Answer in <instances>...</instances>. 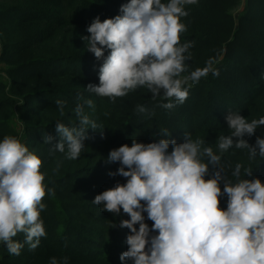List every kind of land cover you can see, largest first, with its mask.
I'll return each instance as SVG.
<instances>
[{"label":"trees","instance_id":"16d2710c","mask_svg":"<svg viewBox=\"0 0 264 264\" xmlns=\"http://www.w3.org/2000/svg\"><path fill=\"white\" fill-rule=\"evenodd\" d=\"M127 2L0 0V139L16 137L36 154L42 160L44 183L55 193L42 200L47 235L40 245L31 251L25 244L14 256L0 244V264H49L52 257L61 264L64 258L68 264H121L130 231L119 223L130 217L122 210L120 215L101 211L92 203L96 195L126 183L121 176L109 175L119 167L118 162L108 161L110 151L125 144L131 147L134 139L148 144L170 138L179 144L184 133L215 151L218 136L230 134L225 122L229 111H238L249 121L264 116V0H244L238 20L231 13L238 0H199L186 6L188 16L182 22L187 30L180 34V43L190 42L192 47L183 75L196 69H206L208 75L198 83L188 82L183 104L160 108L167 101L153 100L145 88L115 102L87 92L89 84H99L103 59L87 51L86 29L97 17L101 22L116 17ZM87 99L94 102L95 110L85 107V111L99 127L88 131L80 157L69 160L59 152L50 154L51 145L44 139L51 136L53 144L59 141L58 121L77 126L72 109ZM57 100L65 102L63 115ZM137 105L154 115L139 113ZM165 129L170 137L160 135ZM257 137L264 138V125L245 139L255 145ZM222 162L226 180L235 181L232 170L242 163L253 170L245 179L264 183V159L248 161L246 150L230 149ZM220 207L226 209V196ZM144 215L151 228L153 222ZM13 239L23 242L24 236Z\"/></svg>","mask_w":264,"mask_h":264},{"label":"clouds","instance_id":"9594fccd","mask_svg":"<svg viewBox=\"0 0 264 264\" xmlns=\"http://www.w3.org/2000/svg\"><path fill=\"white\" fill-rule=\"evenodd\" d=\"M198 3L128 0L116 17L103 22L95 18L86 29L90 36L83 39L87 51L103 63L98 86L89 84L86 91L115 102L145 88L153 100L167 101L160 108L171 110L183 104L189 95L188 82L198 83L208 75L206 69L183 75L192 44L180 43V34L187 30L182 18L188 16L187 5ZM56 105L63 115L65 102L57 100ZM85 107L95 110L91 99L72 109L77 126L55 124L59 141L53 144L51 136L44 139L51 145L50 154L59 152L69 160L80 157L88 131L99 127ZM137 111L154 115L142 105H137ZM225 122L230 134L218 136L215 151L189 133L179 144L170 138L148 144L134 139L131 147L125 144L110 151L108 161L118 162L119 167L109 175L121 176L126 183L96 195L92 203L101 211L120 215L122 210L130 217L119 223L130 231L121 264H264V183L245 179L253 170L242 163L232 170L235 181H228L222 162L230 149L246 150L248 161L264 159V138L257 137L255 145L245 139L264 125V116L249 121L240 112L229 111ZM160 135L170 137L167 129ZM41 167L42 160L19 139L10 135L0 139V244L10 255L19 256L25 244L34 251L47 235L42 200L55 193L44 183ZM225 196L227 207L222 209ZM144 213L153 222L151 228ZM18 234H23V242L13 239ZM49 264L61 262L52 257ZM62 264H68L67 258Z\"/></svg>","mask_w":264,"mask_h":264},{"label":"rangeland","instance_id":"374dc122","mask_svg":"<svg viewBox=\"0 0 264 264\" xmlns=\"http://www.w3.org/2000/svg\"><path fill=\"white\" fill-rule=\"evenodd\" d=\"M244 5V0H238V5L232 10V15L235 20H238Z\"/></svg>","mask_w":264,"mask_h":264}]
</instances>
